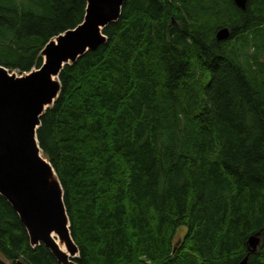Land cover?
Segmentation results:
<instances>
[{"label": "trees", "instance_id": "trees-1", "mask_svg": "<svg viewBox=\"0 0 264 264\" xmlns=\"http://www.w3.org/2000/svg\"><path fill=\"white\" fill-rule=\"evenodd\" d=\"M87 5L0 0V64L39 68ZM103 33L37 129L76 264H264V0H125ZM23 263L60 264L0 196V264Z\"/></svg>", "mask_w": 264, "mask_h": 264}, {"label": "water", "instance_id": "water-1", "mask_svg": "<svg viewBox=\"0 0 264 264\" xmlns=\"http://www.w3.org/2000/svg\"><path fill=\"white\" fill-rule=\"evenodd\" d=\"M124 2L88 0L82 24L46 44L39 68L18 74L0 64V196L18 214L31 245L44 244L60 264H76L79 248L71 236L62 184L40 148L37 129L41 116L60 94L64 66L106 42L103 28L119 19ZM234 2L246 8L247 0ZM216 37L228 39L229 28H220ZM54 233L67 251L60 248ZM260 242V232L250 235L249 251H257ZM247 260L248 254L238 264Z\"/></svg>", "mask_w": 264, "mask_h": 264}, {"label": "rangeland", "instance_id": "rangeland-1", "mask_svg": "<svg viewBox=\"0 0 264 264\" xmlns=\"http://www.w3.org/2000/svg\"><path fill=\"white\" fill-rule=\"evenodd\" d=\"M16 72L19 74V72L17 70H16ZM186 232H187V227L184 225L180 226L177 230L176 236L174 238V242L181 240L183 238V236L186 234ZM66 251H67V249H66Z\"/></svg>", "mask_w": 264, "mask_h": 264}, {"label": "bare ground", "instance_id": "bare-ground-1", "mask_svg": "<svg viewBox=\"0 0 264 264\" xmlns=\"http://www.w3.org/2000/svg\"><path fill=\"white\" fill-rule=\"evenodd\" d=\"M53 236H54L56 242L58 243V245L60 246V248H61L62 250H64V251H66L65 243H63V242L60 241V239H59V237H58L57 234L54 233ZM23 249H24V248H23Z\"/></svg>", "mask_w": 264, "mask_h": 264}]
</instances>
